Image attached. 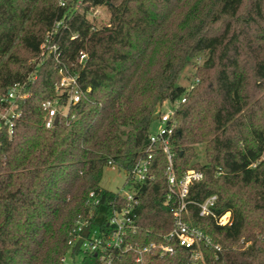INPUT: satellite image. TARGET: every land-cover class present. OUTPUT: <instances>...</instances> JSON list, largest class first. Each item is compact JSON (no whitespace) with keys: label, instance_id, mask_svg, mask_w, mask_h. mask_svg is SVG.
<instances>
[{"label":"trees","instance_id":"1","mask_svg":"<svg viewBox=\"0 0 264 264\" xmlns=\"http://www.w3.org/2000/svg\"><path fill=\"white\" fill-rule=\"evenodd\" d=\"M102 7L109 20L99 25L92 15ZM59 21L51 45L85 95L48 129L42 103L58 96L61 77L51 50L37 81L28 77ZM202 55L192 82L180 83ZM16 83L31 96L17 101L12 133L0 129V264H61L92 191L101 204L90 227L107 229L117 196L101 187L105 168L128 172L144 159L161 105L183 96L173 117L174 169L178 177L190 168L204 174L190 188L185 220L220 250L201 246L196 261L193 250L177 247L151 264H264V0H0V96ZM167 164L157 149L155 179L137 186L135 243L159 242L172 229ZM214 195V212H230L231 225L200 216L197 204Z\"/></svg>","mask_w":264,"mask_h":264},{"label":"built area","instance_id":"2","mask_svg":"<svg viewBox=\"0 0 264 264\" xmlns=\"http://www.w3.org/2000/svg\"><path fill=\"white\" fill-rule=\"evenodd\" d=\"M61 5H64V3L62 2ZM62 24L61 21L56 22L47 32L45 40L40 46L39 59L33 72L28 77L31 84L37 81L43 61L51 50L61 77L55 84V92L58 96L42 103V110L46 115L43 125L48 129L55 126V119L59 118V115L67 118L71 106L79 104L85 95L79 85L78 76L72 74L61 63V53L58 47L51 45L54 34ZM86 59L87 55L81 53L79 62L84 63ZM193 87L194 85L188 91L192 90ZM30 96L31 93L26 90V84L23 83L14 84L4 95L0 96V129L7 127L9 133H12L15 123L21 115L17 101L25 100ZM185 101L186 96H183L181 100H166L161 105L157 117L160 122L159 131L157 134H150V144L146 151V157L130 171L125 172L127 181L122 190L115 192L117 201L110 204L111 214L108 228L105 230L91 229L90 227L94 218V211L101 204V194L95 191L89 193L87 199L89 214L77 220L74 228L69 232L67 243L71 250L69 253L73 254L77 250L78 254H83L84 260L91 262V264H125L130 260L134 264H151L152 258L156 255L161 258L175 256L177 247L193 250V259L196 261L203 258L201 250H196L201 246L220 250V247L214 244L212 238L201 228L185 220L188 206L193 204V201L188 200L190 188L204 178L202 171L193 168L188 169L181 177H178L173 165L172 142L176 129V121L173 117L175 110ZM167 103H171L173 109L163 112L162 107ZM66 107L68 111L63 113L62 109ZM157 149L165 152L167 157L165 205L172 214L173 225L168 233L160 236L161 240L159 242L141 245L132 240L140 229L136 224L137 215L135 213L140 204V190L137 186L155 179L150 175V162ZM108 166L117 167L111 162L108 163ZM254 166L256 164H253ZM216 203L217 196L214 195L207 198L203 203L197 204L200 209V216H212L220 226L231 225V213L227 212L218 216L213 210ZM64 260L65 256L62 257L61 264L64 263Z\"/></svg>","mask_w":264,"mask_h":264},{"label":"rangeland","instance_id":"3","mask_svg":"<svg viewBox=\"0 0 264 264\" xmlns=\"http://www.w3.org/2000/svg\"><path fill=\"white\" fill-rule=\"evenodd\" d=\"M95 18V22L99 25L106 24L109 20V13L106 8L102 7L97 10L92 15V18ZM204 61V55L198 56L192 60V64L186 68V70L182 74V78L180 80V83L187 84L193 79V75L198 70L200 66H202ZM192 82V81H191ZM173 109V106L171 103H167L162 107L163 112H168V110ZM63 113H66L68 111V108L62 109ZM160 122L159 120H154L151 127V133L157 134L159 131ZM196 149L197 155H198V161L201 165H204L206 163V157H205V146L203 144L196 145L194 147ZM261 160H264V154L261 157ZM127 181V175L124 170L118 168V167H112L108 166L104 170L103 178L101 181V187L104 190L110 191V192H117L124 188L125 183ZM242 243V240L240 241ZM63 264H84V256L83 254L73 255L71 253H67L65 255V260Z\"/></svg>","mask_w":264,"mask_h":264},{"label":"water","instance_id":"4","mask_svg":"<svg viewBox=\"0 0 264 264\" xmlns=\"http://www.w3.org/2000/svg\"><path fill=\"white\" fill-rule=\"evenodd\" d=\"M154 120H157V117L154 118ZM59 123V118L55 119L54 125L56 126Z\"/></svg>","mask_w":264,"mask_h":264}]
</instances>
